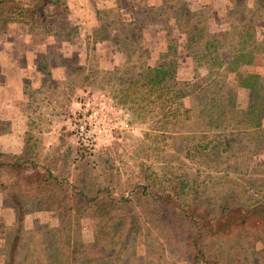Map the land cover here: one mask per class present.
Returning <instances> with one entry per match:
<instances>
[{
    "label": "rangeland",
    "instance_id": "rangeland-1",
    "mask_svg": "<svg viewBox=\"0 0 264 264\" xmlns=\"http://www.w3.org/2000/svg\"><path fill=\"white\" fill-rule=\"evenodd\" d=\"M192 3L191 8L187 7L185 0L160 3L157 10L165 11L179 22L178 28H165V22L159 21L162 26L159 31L164 38L163 49L147 45V39L143 42L145 32L150 28L144 30L142 26L156 13L141 11L142 20H138V25L132 21L125 26L116 18L114 10L104 9V16L111 22L96 37H117L118 43L113 49L119 56L117 62L108 67L101 61L106 41L90 48L89 60H80L73 51L67 54L58 49L53 51L52 58L49 57L52 61L47 64L66 67L57 69L52 75L46 65V69L40 70L42 77L37 85L25 84L21 109L14 110L13 119L11 70L7 71L3 66L0 81L5 87L0 90V151L31 157L34 163L53 168L88 193L104 187L109 179L116 184L114 192L120 185L128 189L141 170L149 173L167 162L175 172H183L190 182L196 181L195 189L204 192L200 196L202 200L212 198L221 201V196L231 191H237L238 199L245 200L264 190V113L255 140L236 141L231 149L221 154L217 150H198L193 146L197 142L206 143L215 132L223 130V110L214 111L210 124L201 127L192 118L181 117L176 123L171 117L162 121L153 115L140 118L134 107L119 98V91L126 83L123 80L126 81L131 71L148 64V61L164 59L162 53L166 52L168 43L177 45L182 60L179 64L181 75L191 78L197 70L205 74V68L198 66L195 56L200 48L197 42L211 37L232 41L235 30L231 27L228 31L227 28L236 22H245L259 32L264 31V0H228L224 5L215 3V0H192ZM232 7L236 11L231 12ZM239 8H242L243 16ZM49 10L52 13L50 22L58 30L57 21L62 18L60 23L65 22L66 11L63 6H51ZM8 27L9 24L5 31L0 32V38L7 36ZM192 35H197L196 42L191 40ZM111 52L106 48L107 54ZM114 67H117L116 71L105 73ZM200 86L205 87L203 84ZM207 90L193 91L183 98V106H199L198 103L207 97ZM86 96L91 101L88 106L82 104ZM0 179L10 181L11 173L1 171ZM237 182L246 183L249 190L237 188ZM209 189L212 193L206 195ZM15 202L19 204L21 214V228L17 233V211L14 219L11 216V206ZM59 212L58 209H36L35 197L0 189V264L6 263L15 237L18 238V246L14 264H42L39 257L47 252H43V246L37 242L46 241L44 248L47 251H54L56 246L63 250L66 233L70 237L66 264L86 262L82 250L91 251L102 246V234L96 227V220L91 216L78 219L73 213L69 220L64 221V230L58 231L53 228L58 227ZM134 236L130 226L122 232L121 245L128 243L121 254L122 260L128 259L135 251ZM136 249L139 252V248ZM116 255L111 258V264L119 262ZM87 264L91 262L87 261ZM248 264L264 262L254 255Z\"/></svg>",
    "mask_w": 264,
    "mask_h": 264
},
{
    "label": "trees",
    "instance_id": "trees-1",
    "mask_svg": "<svg viewBox=\"0 0 264 264\" xmlns=\"http://www.w3.org/2000/svg\"><path fill=\"white\" fill-rule=\"evenodd\" d=\"M62 3L61 0H0V32L11 22L30 28L46 26L51 21L49 8ZM238 11L243 16L242 8ZM162 15L165 19L169 14L164 11ZM231 27L235 32L230 42L211 37L196 43L200 48L195 56L198 66L205 68L204 75L198 70L191 78L181 75L182 60L177 45L168 43L166 52L162 53L164 59L131 71L126 81L123 80L126 83L119 91V98L134 107L140 118L153 115L162 121L171 117L174 123L181 117L192 118L201 127L210 124L214 111L223 110V130L215 132L206 143L194 144L198 150L213 149L222 154L236 141L255 140L264 113V32L259 36L245 22L229 24L228 31ZM196 37L192 35L191 40L196 42ZM205 88H208L207 97L199 106H183L182 98ZM3 170L11 173V180L0 179V189L35 197L36 209L60 211L58 227L53 229L64 230V221L73 213L78 219L91 216L96 220L102 246L82 250L86 262L80 264L87 261L111 264L115 254L119 262L114 264H248L254 255L264 262V190L245 200L238 199L237 191L221 196V201L202 200L204 192L195 189L196 181L190 182L183 172H175L168 162L149 173L141 170L132 187L126 189L120 185L117 192H114L116 184L109 179L104 187L88 193L53 168L34 163L31 157L0 151V173ZM237 184V188L249 190L246 183ZM210 193L209 189L206 195ZM13 206L17 211V233L21 214L19 204L15 202ZM128 226L134 231L135 251L122 260L121 254L128 247L127 242L121 245L122 232ZM65 236L63 250L56 246L54 251H47L46 241H36L47 252L39 257L42 264H66L70 237L67 233ZM17 246L15 237L5 264H14Z\"/></svg>",
    "mask_w": 264,
    "mask_h": 264
},
{
    "label": "crops",
    "instance_id": "crops-1",
    "mask_svg": "<svg viewBox=\"0 0 264 264\" xmlns=\"http://www.w3.org/2000/svg\"><path fill=\"white\" fill-rule=\"evenodd\" d=\"M61 1L63 2L62 6L66 11V19L63 23H60L62 18L57 21L59 24L58 30H56L55 24L51 22L46 26L42 23V27L36 26L35 28H30L23 23L11 22L9 23V32L7 33V36L0 38V75L4 71L2 70L3 66L7 68V71L11 70L12 119V113L15 114L14 110L19 111L21 109L20 101L24 97L25 84L37 85L36 83L42 77L40 70L43 71L46 69V65L47 71H52V75L55 74L57 69H64V67H66L63 65H57L56 63H51V65L47 64L49 61H52L50 58H52L51 55L53 51L58 49L57 51L64 52L65 54L69 51H73L80 60H89L92 50H90V48L94 45L96 46L98 43H104L106 41V43H104L105 48L103 49L104 53L102 54L101 61L107 64L108 67L117 62L119 56L113 50L118 43L117 37L113 36V39H109L108 37L98 39L96 37V35L102 33L104 27L109 26L108 24L111 22L110 19L104 16V9H107V11L114 10L116 18L125 26L132 21L135 25H138V20H142L141 11L142 13L144 11L148 13H156V16H150L148 23H146L145 26H142L143 28L145 27L144 30H149L148 28L151 30L147 31V33L145 32L143 42L147 39V42L149 43L146 44L150 45L152 48H164L161 47L162 43H164V38L162 37L163 34L159 31L162 27L159 21L165 22V28H178L177 19H174L173 16H167L165 19L161 18V10L157 9L160 8V3L164 0ZM185 1L188 5L187 7L191 8L193 5L192 0ZM227 2L228 0H215V3L223 5ZM263 32V30L260 32L257 31L259 36H261ZM114 35L116 36L117 34ZM166 45L165 48L167 47ZM106 48L112 52L107 54ZM154 62L155 61L153 60V62L148 61L147 63L152 64ZM39 63H42V66H45V68L40 66ZM26 79L29 80L26 81ZM2 87L5 86L0 81V90ZM233 171H235V169H233ZM15 213V208L11 206V216L13 215V219ZM196 264H200V262Z\"/></svg>",
    "mask_w": 264,
    "mask_h": 264
},
{
    "label": "built area",
    "instance_id": "built-area-1",
    "mask_svg": "<svg viewBox=\"0 0 264 264\" xmlns=\"http://www.w3.org/2000/svg\"><path fill=\"white\" fill-rule=\"evenodd\" d=\"M90 103H91V101H90V97L89 96H86V97L83 98V100H82V104L83 105L88 106Z\"/></svg>",
    "mask_w": 264,
    "mask_h": 264
}]
</instances>
